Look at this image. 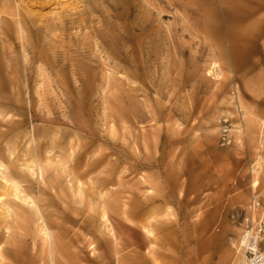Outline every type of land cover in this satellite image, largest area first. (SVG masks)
<instances>
[{"label": "rangeland", "instance_id": "1", "mask_svg": "<svg viewBox=\"0 0 264 264\" xmlns=\"http://www.w3.org/2000/svg\"><path fill=\"white\" fill-rule=\"evenodd\" d=\"M196 1L211 8L212 0ZM232 3L241 12L234 19L223 16L219 26L224 48L216 57L220 80L207 76L211 57L201 41L176 35L182 11L175 19L168 8L162 22L171 31L172 55L179 53L176 82L163 78L165 53L159 68L153 62V72L131 85L136 88L131 92L126 85L107 86V79L122 77L104 64L116 48L105 51L84 42L102 23L77 28L79 15L89 10L83 0H0V165L5 167L0 196L9 206L0 207V264H51L39 232L42 223L57 241L55 264L241 260L234 242L253 198L264 221V8L247 15L244 23L240 15L254 3ZM19 12L28 22L38 21L33 24L39 29L58 18L69 21L67 15L76 24L36 35L32 26H18ZM227 20L247 31L232 44ZM124 91L136 92L138 101L109 97ZM100 159L99 167L84 174ZM31 163L44 172L33 190L17 173ZM78 164L80 185L72 183ZM5 177L37 202L38 214L16 206ZM101 190L106 219L95 194Z\"/></svg>", "mask_w": 264, "mask_h": 264}, {"label": "bare ground", "instance_id": "2", "mask_svg": "<svg viewBox=\"0 0 264 264\" xmlns=\"http://www.w3.org/2000/svg\"><path fill=\"white\" fill-rule=\"evenodd\" d=\"M251 1L254 3L255 7L250 8L247 10L248 12H243L242 15H240L241 22L245 23L247 15H255L264 8V0ZM83 2L88 4L89 10L79 15L81 21L78 23L77 28L86 30L96 20H100L102 23V28L99 27L95 29L90 37H84V42L89 46L93 44L95 47H101L105 49V51L111 47H115L117 50L112 54L110 52L113 49H110V54H107L104 64L110 71H114L122 77L107 79L108 87L121 84L130 87L131 92H133L136 88L131 85L137 84L138 79L149 77L150 73L153 72L151 67L153 62H156L158 65L157 68H159L157 61H159L165 53L169 56L167 58V64L162 62L160 66L164 68L163 78L167 83L176 82V78L173 75L178 71V68L174 62H177L179 53L177 52L172 55L171 31L168 30L169 28L163 27L162 22V20L168 18V8L175 11V19L177 18L176 15H178V10L183 13L180 14L178 17L179 19H177L178 25H175L176 35L180 32L183 36L188 35L194 41H201L203 44L202 50L211 57V68L209 72H207V76L217 80L222 78V73L219 71L218 62L216 60V57L224 52V48L221 46L222 36L219 26L222 25L223 16L234 19V17L238 15L237 12H241L232 7L233 0H216V2L212 0L211 8L196 0H145V2H141V0H83ZM101 2L106 3L108 6L100 8ZM7 4L11 9H16L12 1H7ZM70 6H73V4L68 5L67 8ZM74 6H77V4H74ZM242 10H244V8ZM118 11H121L120 15L115 14ZM72 16L73 15H67V17L70 18L69 21L65 20L64 17L58 18L57 22L41 26L39 29L38 25L33 24L38 21L35 20L33 23L28 22L27 16L19 12L16 15V23L21 29L26 28L28 25L32 26L33 32H35L36 35L40 32H46L45 35H48L49 33L54 34L57 30H62L69 25H75L76 23ZM122 19H125V21L122 22ZM261 22L262 20H258L257 23L259 24ZM235 28L232 22L227 20V36L229 40H231V44L233 40L235 41L240 36L247 33L244 27H240L243 30L241 32ZM36 35H34L33 38ZM92 39H94V43H90ZM188 48L191 51V48ZM245 48L243 43L240 48L242 51L241 55H244ZM230 51L232 54L236 53L234 45L230 46ZM137 53L141 55L140 60L136 57ZM154 70L157 71L156 68H154ZM131 92L124 91L109 97H114L124 103H135L138 101L139 95L136 94V92ZM103 97L106 98L107 96ZM190 97H194V94ZM75 153L76 151L71 154L72 160H75ZM79 157L81 158L82 154H80ZM101 162V159L94 161L87 167L88 169L84 174H90L91 171L100 166ZM78 165L79 167H77V169L79 170L74 172L72 183L75 180L80 185L81 179L79 176L81 167L80 164ZM3 169L5 170V167L0 165V170ZM17 173L20 175L22 182L26 184V187L30 190H33L32 188H34L44 176L43 168L39 164L33 166L32 163L24 166V168L17 171ZM5 183L6 185L4 187L7 190H12L11 195L15 199L14 203L21 211L27 213L26 206L35 211V213L30 212L29 215L38 214L39 208L37 202L28 194L23 195V191H21V187L17 182L5 177ZM95 194L99 196L104 209L103 218L106 219L108 212L104 208L105 205L103 206L104 192L101 190ZM114 195H118V193L116 192ZM3 198L0 196V207H7L8 205ZM118 202L119 198L114 199L113 204L115 208L118 207ZM3 211L4 210L1 208L0 212ZM109 230L111 234H113L114 242L117 241L115 230L112 227ZM39 232L44 236L45 247L52 256L51 264H55L53 256L56 252V238L52 235L49 227L43 223L40 226ZM147 234L150 236L152 232L147 231ZM2 261H4V259Z\"/></svg>", "mask_w": 264, "mask_h": 264}, {"label": "built area", "instance_id": "3", "mask_svg": "<svg viewBox=\"0 0 264 264\" xmlns=\"http://www.w3.org/2000/svg\"><path fill=\"white\" fill-rule=\"evenodd\" d=\"M240 224L241 233L234 245L242 258L236 264H264V221L256 198Z\"/></svg>", "mask_w": 264, "mask_h": 264}]
</instances>
